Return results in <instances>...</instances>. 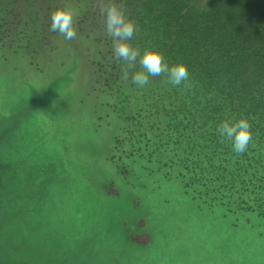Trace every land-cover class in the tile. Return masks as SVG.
Listing matches in <instances>:
<instances>
[{"label": "rangeland", "instance_id": "rangeland-1", "mask_svg": "<svg viewBox=\"0 0 264 264\" xmlns=\"http://www.w3.org/2000/svg\"><path fill=\"white\" fill-rule=\"evenodd\" d=\"M57 7L74 14L72 40L49 30ZM121 64L99 0H0V126L43 156L37 169L39 154L18 155L15 179L0 177V260L264 264V215L230 194H261L264 150L236 154L214 123L200 127L183 106L190 81L138 88Z\"/></svg>", "mask_w": 264, "mask_h": 264}, {"label": "trees", "instance_id": "trees-1", "mask_svg": "<svg viewBox=\"0 0 264 264\" xmlns=\"http://www.w3.org/2000/svg\"><path fill=\"white\" fill-rule=\"evenodd\" d=\"M118 3L127 15L135 13V38L142 51L155 47L170 64H187L195 93L191 92L193 98H187L183 106L186 112L196 110L192 114L195 122L200 127L212 122L216 129L222 120L245 117L252 128L251 148L264 150V0ZM9 130L2 132L0 142L7 139ZM6 175L8 169L2 164L0 177ZM239 181L245 182L242 176ZM255 183L263 189L260 195L248 185L230 194L241 208L264 215V186Z\"/></svg>", "mask_w": 264, "mask_h": 264}, {"label": "clouds", "instance_id": "clouds-1", "mask_svg": "<svg viewBox=\"0 0 264 264\" xmlns=\"http://www.w3.org/2000/svg\"><path fill=\"white\" fill-rule=\"evenodd\" d=\"M99 11L104 17V31L111 38L112 49L118 63L122 62L121 67L126 79L130 75L136 87L144 88L149 84L150 77L165 75L170 85L187 86L191 74L186 63L170 64L155 47H146L141 52L132 46L130 41L138 30L137 25L125 13L118 0H99ZM49 30L59 33L66 40L74 39L77 31L73 12L66 7L54 8ZM216 131L222 139L230 142L231 150L236 154L245 153L252 142L251 123L245 117L222 120Z\"/></svg>", "mask_w": 264, "mask_h": 264}, {"label": "crops", "instance_id": "crops-1", "mask_svg": "<svg viewBox=\"0 0 264 264\" xmlns=\"http://www.w3.org/2000/svg\"><path fill=\"white\" fill-rule=\"evenodd\" d=\"M16 124H20L21 122V118L18 117L16 120H15ZM12 125V124H10ZM8 127V126H7ZM7 127H4V126H0V135L2 134V132L7 129ZM19 126H16L13 128V130H9V134L7 136V139L0 142V145H3V144H6L8 145L7 146V151H2L0 152V162H1V165L3 164L4 166L7 167L8 169V172H12V169L15 168V171L19 168L22 167V165H25V162H26V157H24V159H19V158H16V157H19L18 155H22V154H26V155H38L41 157L42 159V162L40 164H38V166H36V168L38 169L42 163H43V156H42V152H37V151H32L30 150L28 147H25L24 149L27 150V151H24V152H20V151H16L17 149H20L21 147L17 145L16 141L18 140V138L16 140L13 139V133L14 131L18 128ZM19 134H21L19 132ZM0 165V166H1ZM26 166H27V163H26ZM17 173V172H16ZM15 173V174H16ZM15 174H13V172L11 173V178L14 180L15 179ZM9 177V175H8ZM2 179L0 178V183H2ZM4 185V183H3ZM16 189H13V192H15ZM22 212V209L21 210H16L15 212V216L19 215L20 213ZM28 235H29V232H27ZM22 240V243L19 244V245H16L13 247V251L14 253H17L19 250L21 249H25V242L23 243V240L24 238L21 239ZM27 243V242H26ZM58 259V258H57ZM0 264H5L2 260H0Z\"/></svg>", "mask_w": 264, "mask_h": 264}]
</instances>
